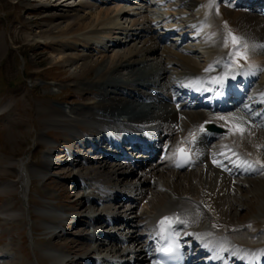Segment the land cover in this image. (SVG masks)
Here are the masks:
<instances>
[{"label": "bare ground", "instance_id": "1", "mask_svg": "<svg viewBox=\"0 0 264 264\" xmlns=\"http://www.w3.org/2000/svg\"><path fill=\"white\" fill-rule=\"evenodd\" d=\"M65 1L66 0H62V2ZM110 1L112 0H74V5L59 9L54 12L53 15L48 14L46 17L50 18V20H55L56 25H53L45 31H40L38 35H35V39H30L32 42L39 39V41L45 44H50V48L56 47L60 62L64 65H73L75 66L74 68L77 69L76 74H72L69 77H77L78 80L82 79L83 81L87 79V82L84 84L98 91V97L95 100L83 102L80 106L65 108L63 111L49 108L50 110L42 113V115L50 124H56L69 130L76 127L81 134L85 135V138H79L82 146H92L95 142L99 144L107 143V145L110 146L113 142L111 137L114 136L121 142L137 139L146 141L151 140L152 143L148 144L153 146L155 144L159 145L158 155H160L162 148H167V156L163 161H159V156H157L156 163L151 168L152 170L150 171L151 175L149 178L152 176L155 177L156 181L154 180V183L156 185L159 182L164 186H170L172 191L176 194V198L167 200L166 202L161 200H158V202L156 199L157 204L152 203V205L150 202H144V200L143 205H139L135 200L139 202L140 199H142L141 197L145 199L144 195L141 196L143 193L142 189L140 196L133 197L129 194L134 198L132 202H134L135 205L137 204L136 208L139 211L144 210V207L145 209L150 208L149 211L146 212L145 221L141 224L143 230L139 233L137 232L138 229H136V231L132 232L134 235L130 236L131 242L135 245L129 248L127 243L130 241L128 239L124 236L121 239L118 238L119 247L117 251L119 254L116 259L112 260L111 253H114L115 249L114 246L111 247L112 245H110V243L112 244L114 242V238H109L107 236L101 246L88 248L79 255L91 256L98 254L99 258L96 259L102 260L101 262H105V264L113 262L117 264L120 262L123 264H130L129 261L132 255H135L133 264H149L148 256L145 252L148 247L146 244L147 238L141 239V235L145 233V236H147L146 234L151 233L154 223L160 225L162 221L172 218L176 219L177 216L179 217L182 228L185 230L182 231L180 228L182 231L181 234L189 239L200 240L203 238L207 239L209 243H214L215 239H221L229 245V251L239 250L238 248L241 246L244 250L248 249L249 251L263 247L264 228L261 232L259 231L261 233L260 235H255L252 233L250 234L251 228L253 230L255 226H253L254 228L248 226L249 235L246 236L247 234L245 235L242 233L237 225H228L227 227L224 226V224L222 225L215 222L216 219L220 220L222 218H227V215L232 213V210L237 206L230 197H232L233 190L242 189L243 182L241 181L242 178L235 176L240 175L242 171H245L247 175L252 172V174H260L259 176H262V172L264 171V158L260 155L261 158H259L256 154L257 152H253L250 149L251 146L254 145L251 138L255 137L257 134L259 135L257 127L262 126L256 122L260 119H264L263 11L252 4L238 19L240 39L242 40L240 41V47L249 49L252 53L258 52L256 53L259 56L257 60L261 63L259 67L260 70L262 69L261 71L259 70L260 72L258 73L251 71L248 66L253 62V58L249 59L247 57L245 62H242L237 68L233 66L232 68L229 67L228 64L230 58H227L230 53L225 54L226 52L223 50H215L218 44H229L224 36L220 33L217 35L219 27L221 28L224 26L223 22L218 23L207 18L211 11L209 7L210 0H158L159 3L166 4L173 14H177L178 17L185 20V28H188L190 32L189 37L195 38L192 46L198 48V50L200 49L202 55L205 53V57L208 55V63L206 62L207 64L205 63L206 65L204 67L198 66L194 56H192L193 50L189 49L184 43H180L178 38L172 40L170 35H166V31L164 32L165 36L157 35L153 27L154 25H152V21L149 18L137 16L132 20V29H124L120 24H116L117 29L125 32L130 31V34L128 38L123 41L124 43L120 41L111 44V46H116V44L120 46L123 44L127 47L122 57L117 60H115L116 56L111 58L113 61L115 60V62H113L114 64L111 61L114 65L111 70L110 66L104 64L106 63L104 56H102L103 58L101 60L94 57L95 55L93 52L95 49L91 47L93 44V42H91L92 39L98 36L99 33H103V28L99 27L100 23L108 20L104 18L106 14L103 15V10L96 11V9L99 8L98 6L102 3L107 4ZM30 3L31 2H28V4ZM43 6L45 7V5ZM213 20L216 19L213 17ZM164 28H167V26ZM225 44L223 45L225 46ZM79 47L81 51L77 50ZM196 48L194 50H197ZM231 51H234V53L237 52L236 48L234 50L231 49ZM259 53L261 54L259 55ZM155 54H157L155 59H163L161 62L162 65L157 61L155 62L149 59V57ZM257 60L256 62H258ZM148 61H152L151 63L153 66H150ZM173 66L181 69L182 72H177ZM119 67L130 69L133 75L132 78H127L124 81L119 77H110L109 71H116ZM162 70L163 72L171 70L175 78L181 82H187L188 76L193 78L191 82L194 83L195 89H198L197 87H202L199 89L200 92L198 94H202L203 99H207L208 96L211 97L212 94L217 95L222 91L218 84L217 86L210 87L209 85L212 81L215 83L219 81L220 83H226L229 82L230 79L243 78L247 85V89L241 91V99L246 103L247 109L241 110L239 114L242 113L246 115L247 117H243L247 122L242 121L240 116L237 117V114L218 115L195 109L192 107L191 103H187L188 106L183 103L178 106L172 105L170 102L177 97H181V95L170 88L169 80L163 77L165 73L161 76ZM93 71L95 72L93 77L88 78ZM142 73L146 74L143 78L145 80L141 81L139 84L137 83L140 79H138V76ZM140 77L142 78L143 76ZM160 77L161 80H159ZM110 84H113L110 91H101V88L109 86ZM122 84L131 86V91L127 90V92H125L123 89H120ZM139 85L145 88L143 89L144 91L137 89ZM206 90L210 92H204ZM163 93H166L165 99L161 96L164 95ZM208 102H210V98ZM210 104H212V102H210ZM226 105L225 103L223 109H227ZM178 108L179 111H177ZM237 118L239 121H237ZM254 120L256 122H254ZM262 122V124H264V121ZM208 124L219 126L222 128L223 133L220 135L210 132L200 133L203 130H207ZM259 136L262 139L259 142L264 143V137L261 135ZM194 139H196L197 143L196 141L193 142ZM191 144H193L192 149L190 147ZM112 147L116 148L114 145H112ZM261 147H264V145ZM181 150L192 152L195 159H197L195 166L187 168L183 174L172 169L171 166L173 159L177 157V152ZM151 154L152 153H150L149 156ZM106 155L108 154H101L102 157ZM204 155L206 156L204 161L207 163L204 167L198 168V163L203 159ZM72 157L75 158L77 155L73 154ZM107 157H109V155ZM235 157L246 158V162L241 160L240 164H235L237 160ZM106 159L108 160V158ZM88 160L89 159L86 158V162H89ZM111 161L113 162V160ZM93 162L98 163L95 169L87 167L85 173H76V176L80 180L84 179L83 181L86 182V180L89 179L90 182H86V188L92 187L94 191L100 195V197L98 195L93 201H89V195L87 196L86 193L85 196L82 197L83 201L79 207L80 210L84 211L90 210V203L98 199L100 200L101 198L104 199V197H106V195H104L105 192H109L110 194L109 199L107 198L108 203L109 201L112 203L116 199L125 201L127 199H125V197L122 199L121 196L114 193L118 185L115 180L113 181L111 176L109 177L110 180L107 177V182L110 183L109 185H107L108 183H99L105 179V175L103 174L105 167L112 168V175H115L116 178L125 177V175L127 177L136 173L139 174V172L144 169L136 160H132L131 163L127 165L115 161L113 164H108L110 161L108 163H103L96 159ZM133 164L134 167L131 166ZM49 166L50 163L45 160L42 166L43 169L41 168L44 173H46ZM13 168L17 170L15 172L17 175V182H19L16 190H21L26 193L29 188L24 181L22 182V178L25 176L24 173L22 170L18 169L19 167L15 166ZM8 169L11 170V165ZM89 171H91V173L93 172L92 177H88ZM129 172H131V174L127 175ZM67 173L69 174L70 172L68 171ZM227 174L228 176H226ZM141 177H143L142 180L138 181L135 188V191H137L136 194L140 193L139 188L141 187H139V185L145 182V178L148 177V174L144 172ZM116 178L114 177V179ZM177 178L180 179L177 180ZM249 178L250 177L243 179L246 183H249L253 180ZM116 181H118V179ZM147 181L149 182V180ZM118 190L119 189H117V192ZM127 192L126 190V193ZM9 193H11L9 187H4L3 194L8 195ZM129 203L124 204L122 202L116 205L117 207H119V205L122 208L124 207L125 210H127V208L131 210L133 207L130 205H127L126 208V204ZM224 205H227V208L224 207ZM3 210V212L9 211L7 208H3ZM103 210L108 211L107 208H103ZM138 210L135 211L138 212ZM229 210L231 212H229ZM105 215L108 217L111 216L109 213L102 214V216L100 215L97 219H94L95 224L104 223L103 228H110V221L119 218V215H117L115 219H113V215L111 216L112 218H107ZM87 218L90 219L91 215ZM204 220L205 223L199 226L197 225L199 222H204ZM50 221L54 224L53 228L50 229L51 236L61 232V230L58 231L61 227V218L53 217ZM121 222H123V220H121ZM128 222L127 220V224H129ZM85 224L89 225V222L86 221ZM220 225L230 229V231H225L224 228H220L214 233L213 227H220ZM104 230L105 229H103V231ZM92 231L83 235L82 238L85 237L87 241L91 242L92 238H95L98 233L99 235L101 233L100 230ZM104 232L108 233L109 230H107V232L105 230ZM210 232L213 233L209 234ZM228 232L232 233V235H229ZM248 241L250 243L246 245ZM104 245H107L106 248L101 250L100 248H103ZM206 248H208V246L202 249L199 248V253L206 252ZM56 250L57 251H49L45 254L52 264H81L79 260L67 258L61 251L58 249ZM68 251L69 254L78 253L77 251L69 250V248ZM125 257H128V259Z\"/></svg>", "mask_w": 264, "mask_h": 264}, {"label": "rangeland", "instance_id": "2", "mask_svg": "<svg viewBox=\"0 0 264 264\" xmlns=\"http://www.w3.org/2000/svg\"><path fill=\"white\" fill-rule=\"evenodd\" d=\"M210 1L209 7L211 11L207 18L218 23L223 22L224 26L219 27L217 35L220 33L229 44H218L215 50H223L226 52L225 54L230 53L227 56V58H230L228 61L230 63L229 67L237 68L248 57L249 59H254L251 62V66L254 64L252 68L255 71H259L261 63L257 60L259 56L256 53L258 52L252 53L249 49L240 47V41L242 40L240 39L238 19L245 13L247 8L234 6L233 3L236 0ZM28 2L31 3L28 4ZM74 4V0H66L65 2H62V0H0V264H52L45 254L49 251H57L56 249L61 251L67 258L79 260L81 264H90L93 256H89V262H86L85 257L87 256L79 254L88 248H93L89 245L91 242L87 241L85 237L82 238V236L88 234L89 231H92L90 229L94 228V226L90 225V220L95 218V216L99 217L102 214L109 213L115 219L119 215V218L116 219L117 222L121 223L118 222L119 225L123 223L121 222L122 218L123 220H128V223L133 228H128L124 225V228H121L123 229L121 232L131 242L130 236L134 235L132 232L136 231V229H138L137 232L143 230L141 224L145 221L146 212L150 209H145L144 207V210L139 211L136 208L137 204L143 205L144 202H150L152 205V203L157 204L156 199L157 201L166 202L176 198V194L170 186H164L159 182L157 185L155 183L151 184L152 181H156V178L153 176L149 178V175L145 178V182L139 185L141 187L139 188L140 193L136 194L135 188L138 181L143 178L141 177L144 173L143 169L139 172L140 176L136 173L127 177L125 175L126 178H116L115 175H112L113 169L105 167L103 171L105 179L99 183H108L107 185H109L110 183L107 181L108 179L110 180L109 177L111 176L118 185L117 189H119L118 192L117 189L114 190L116 191L114 192L115 194L122 195L124 194L123 191L126 193L127 190L129 193L126 194L135 197L141 195L142 189L143 193L141 196L144 195L145 199L141 197L142 199L139 202L135 200L137 202L136 205L134 202L126 204V208L127 205L133 208L125 210L120 205L117 207L115 201L112 203L109 201L112 205L106 202V198L109 199L110 194L105 192L104 195L106 197H104V200L101 198L89 204L90 210L79 209L83 201L82 197L86 193L87 196L89 195V201H93L99 193L94 191L92 187H88L86 190L82 185L84 184L83 182L80 185L81 181H79L80 179H78L76 173H85L87 167L95 169L98 164L93 162L95 159L108 163L109 161L106 159L108 155L102 157L99 153H94V149H92L95 146L97 150L104 149L103 145L107 143L99 144L95 142L92 146H82L79 138H85V135L81 134L76 127L69 130L56 124H50L45 120L42 113L49 111V108L63 111L71 106H80L83 102L95 100L98 97V91L84 84L87 79L83 81L82 79L78 80L77 77H69L72 74H76L77 69L73 65H64L60 62L56 47L50 48V44H45L39 39L33 42L30 41L32 38L35 39V35H38L40 31H45L56 25L55 20H50V18L46 17L48 14L53 15L57 10ZM102 4L98 6L99 8L96 11L103 10V15L106 14L104 18L108 20L100 23L99 27L103 28V33H99L98 36L92 39L91 42L93 44L91 47L95 49L93 52L94 57L101 60L102 56H104L106 62L104 64L110 66L111 70L114 67L113 62L122 57L127 48L123 44L120 46L119 44L111 46V44L125 41L130 34V31L125 32L117 29L118 24L124 29H132L131 24L134 17H147L153 24L161 21L159 26L154 25L153 27L156 34L164 35L162 23H181V20L176 19L171 14L170 9L165 4L159 3L158 0H134L128 3L112 0V2ZM213 17L217 21L213 20ZM171 38L176 39L177 36L173 34ZM186 44L193 50L196 48L192 46L193 43L189 44L188 42ZM235 48L237 52L234 53L231 49L234 50ZM196 49L198 52H193V55H191L194 56L198 66L204 67L208 63V55H206V58L205 53L202 55L201 50ZM77 50L81 51V48L79 47ZM156 55L149 57V59L162 65L163 59H155ZM113 56H116L114 61L111 59ZM151 62L148 61L150 66L152 65ZM173 68L177 72H182L181 69L175 66ZM94 73L93 71L88 78L93 77ZM143 73L140 75L143 76L142 78L138 76V79H140H137V83L139 84L145 80L143 78L146 74ZM164 73L165 76H163ZM109 76L112 78L119 77L125 81L127 78H132L133 75L130 69L119 67L116 71H109ZM161 76L169 80V83L171 82L172 84L173 82L178 89L184 84L180 81L179 84H176L177 80H175L171 70L167 72L162 70ZM159 80H161V77ZM190 81H193V78L188 76L185 83ZM112 86L113 84L104 86L101 91L108 92ZM130 88L132 89L131 86L126 84H122V87H120V89L124 90H130ZM137 89L143 90L145 88L139 85ZM237 116L247 117L239 113ZM237 121H239L238 118ZM260 130L262 132L259 131V135L264 137V127ZM259 135L257 134L251 138L254 145L250 149L253 152H257L256 154L259 158L262 156L264 158V151H261V146L264 143L259 142L262 140ZM71 151L77 155V157H73V164L68 163V159H71V156L67 152ZM86 158L89 159V162H85ZM45 160L50 163L46 173L42 170ZM108 164L113 163L110 162ZM10 165L11 170L8 169ZM15 166L19 167L18 169L22 170L25 175L22 178V182L24 181L29 188L26 193L16 190L19 182H17L15 172L17 170L13 168ZM148 168L150 166L145 169L147 170ZM68 171L70 172L69 174L67 173ZM92 173L89 171L88 177H92ZM128 174H131V172ZM117 179L118 181H116ZM179 179L177 178V180ZM252 179L251 182L253 183H246L244 179H241L243 182L242 189L233 190L232 197H230L237 206L232 210V213L227 215V218L216 219L215 221L227 227L228 225H237L242 233L247 234L246 236L249 235L250 226H255L253 230L251 228L250 232V234L255 235H260L264 228V174ZM86 182L89 183V179ZM7 186L11 193L5 195L3 194V189ZM130 195L128 197L132 200ZM119 201L117 204L126 203L125 200L119 199ZM224 207L227 208V205H224ZM3 208H7L9 211L3 212ZM103 208H107L108 211H104ZM135 210H138V212ZM229 212L231 211L229 210ZM89 215H91L90 219L87 218ZM53 217L61 218V227L58 229L61 232L51 236L50 229L53 228L54 224L51 223L50 219ZM105 217L110 218L106 215ZM75 220L74 226H71ZM86 221L89 222V225L85 224ZM140 226L142 229H139ZM216 228L224 227L220 225V227ZM103 229L106 232L107 230L110 231L108 227ZM224 230L230 231L228 228H224ZM119 232L120 229L114 227L111 234L117 237ZM228 233L232 235V233ZM98 235L99 233L95 238H92L93 245H100L102 242V236ZM246 243V245H249L248 243L250 242ZM110 245L113 244L110 243ZM133 245L132 243L130 244V246ZM106 246L104 245L100 249L104 250ZM68 248L78 253L69 254ZM125 258L128 259V257ZM132 259L134 260V258Z\"/></svg>", "mask_w": 264, "mask_h": 264}, {"label": "water", "instance_id": "3", "mask_svg": "<svg viewBox=\"0 0 264 264\" xmlns=\"http://www.w3.org/2000/svg\"><path fill=\"white\" fill-rule=\"evenodd\" d=\"M211 129H213V130H218L216 127H214V126H211L210 127Z\"/></svg>", "mask_w": 264, "mask_h": 264}, {"label": "snow or ice", "instance_id": "4", "mask_svg": "<svg viewBox=\"0 0 264 264\" xmlns=\"http://www.w3.org/2000/svg\"><path fill=\"white\" fill-rule=\"evenodd\" d=\"M235 39V38H234ZM167 219V218H166ZM163 223V222H162ZM165 251H168V252H171V249L169 248V249H166Z\"/></svg>", "mask_w": 264, "mask_h": 264}]
</instances>
